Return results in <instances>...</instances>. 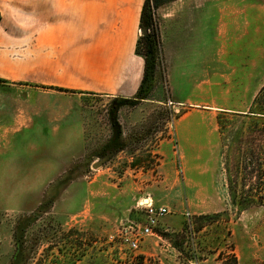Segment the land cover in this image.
Returning <instances> with one entry per match:
<instances>
[{
	"label": "rangeland",
	"instance_id": "374dc122",
	"mask_svg": "<svg viewBox=\"0 0 264 264\" xmlns=\"http://www.w3.org/2000/svg\"><path fill=\"white\" fill-rule=\"evenodd\" d=\"M149 1L148 98L21 82L25 58L11 60L25 55L24 5L1 6L0 264L19 243L21 264H264V118L250 112L264 85V10ZM149 196L169 213L133 249L123 236L145 223L137 203Z\"/></svg>",
	"mask_w": 264,
	"mask_h": 264
},
{
	"label": "crops",
	"instance_id": "0c3cea01",
	"mask_svg": "<svg viewBox=\"0 0 264 264\" xmlns=\"http://www.w3.org/2000/svg\"><path fill=\"white\" fill-rule=\"evenodd\" d=\"M145 1L0 0V8L24 5L25 55L19 56L18 51L13 63L9 61L16 66L21 64L18 58H25L26 79L21 82L26 84L62 92L134 97L146 67L145 58L137 53ZM232 1L218 0L219 15L239 16L245 10H264L258 2L251 1L253 4L247 8L245 0ZM7 43L10 41L3 40L0 27V75L6 72L8 57L3 55V49ZM10 49L15 51L17 45ZM149 198L168 207L158 203L159 199Z\"/></svg>",
	"mask_w": 264,
	"mask_h": 264
},
{
	"label": "trees",
	"instance_id": "16d2710c",
	"mask_svg": "<svg viewBox=\"0 0 264 264\" xmlns=\"http://www.w3.org/2000/svg\"><path fill=\"white\" fill-rule=\"evenodd\" d=\"M152 20H153V15H152V9H151V5H150V1L146 0L145 4H144L142 16H141V26L147 27L149 29V33L147 35L143 36V38L149 39V38H151V36H153V35H151V32H150V28L153 26ZM153 38H154V36H153ZM139 43H140V40L138 41V44H137V53L141 54L139 52ZM146 75H147V61H146L145 74H144L143 81L141 83V86H140L138 92L136 93V95L134 97L148 98L147 95H144L140 92L142 90L145 82H146ZM0 82H5V80L0 79ZM60 90H62V89H60ZM250 112L254 113V116H256V117L264 118V85L261 87V89L257 93L255 100H254L253 110H251ZM24 252L25 251H24V248L22 246V243H19L17 248H16V251L13 255L11 264H21V262H23V260L27 261L25 256H24ZM42 262H43V259L40 258V260L38 261V264H42Z\"/></svg>",
	"mask_w": 264,
	"mask_h": 264
},
{
	"label": "built area",
	"instance_id": "2783aa9c",
	"mask_svg": "<svg viewBox=\"0 0 264 264\" xmlns=\"http://www.w3.org/2000/svg\"><path fill=\"white\" fill-rule=\"evenodd\" d=\"M137 207L144 211L146 221L138 232L132 231V236H129L128 233L123 236L124 241L133 249L139 247L140 240L144 236L153 234L154 228L158 225V221L169 213L168 207L156 204L153 199L149 197L138 202Z\"/></svg>",
	"mask_w": 264,
	"mask_h": 264
},
{
	"label": "water",
	"instance_id": "95a60500",
	"mask_svg": "<svg viewBox=\"0 0 264 264\" xmlns=\"http://www.w3.org/2000/svg\"><path fill=\"white\" fill-rule=\"evenodd\" d=\"M143 33L144 34H147L148 33V29L146 27H144L143 29ZM114 154L113 151L109 152L107 155H105L104 157L98 159L97 161H95L93 164H92V167L93 168H98L100 166H102L107 160L110 159V157Z\"/></svg>",
	"mask_w": 264,
	"mask_h": 264
}]
</instances>
